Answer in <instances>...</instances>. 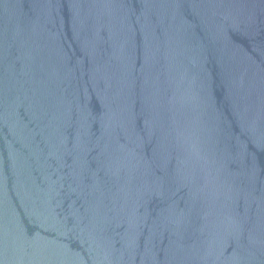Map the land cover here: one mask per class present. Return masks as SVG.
<instances>
[{"label":"water","instance_id":"1","mask_svg":"<svg viewBox=\"0 0 264 264\" xmlns=\"http://www.w3.org/2000/svg\"><path fill=\"white\" fill-rule=\"evenodd\" d=\"M0 264H264V0H0Z\"/></svg>","mask_w":264,"mask_h":264}]
</instances>
